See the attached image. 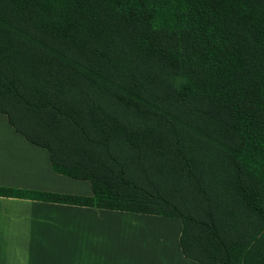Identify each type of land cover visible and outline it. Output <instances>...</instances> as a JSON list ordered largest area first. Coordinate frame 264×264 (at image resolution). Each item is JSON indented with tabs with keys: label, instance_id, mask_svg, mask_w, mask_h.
<instances>
[{
	"label": "trees",
	"instance_id": "1",
	"mask_svg": "<svg viewBox=\"0 0 264 264\" xmlns=\"http://www.w3.org/2000/svg\"><path fill=\"white\" fill-rule=\"evenodd\" d=\"M0 114L92 190L0 197L176 218L185 258L264 264V0H0Z\"/></svg>",
	"mask_w": 264,
	"mask_h": 264
},
{
	"label": "crops",
	"instance_id": "2",
	"mask_svg": "<svg viewBox=\"0 0 264 264\" xmlns=\"http://www.w3.org/2000/svg\"><path fill=\"white\" fill-rule=\"evenodd\" d=\"M0 187L92 196L89 182L54 173L47 150L16 133L3 114ZM149 224L164 232L143 233ZM180 231L176 218L0 197V264H198L182 255Z\"/></svg>",
	"mask_w": 264,
	"mask_h": 264
},
{
	"label": "rangeland",
	"instance_id": "3",
	"mask_svg": "<svg viewBox=\"0 0 264 264\" xmlns=\"http://www.w3.org/2000/svg\"><path fill=\"white\" fill-rule=\"evenodd\" d=\"M159 110H162V109H159ZM164 111V110H163ZM161 164H162V162H160ZM151 167H152V169H153V171H154V174H155V176H157V170H158V168L160 169L161 167L160 166H157L156 164H151ZM163 169H161V171H162ZM164 172H165V170H164ZM166 173V172H165ZM161 174V173H160ZM158 180V179H157ZM144 186H147V184H143ZM116 226H125L124 224H122L121 222H119V223H117L116 224ZM148 229H151V230H149L148 232H146V230H144V232L143 233H151V234H157V233H161V232H164V229L162 228V227H158V226H156V225H152V224H149V227H148Z\"/></svg>",
	"mask_w": 264,
	"mask_h": 264
}]
</instances>
